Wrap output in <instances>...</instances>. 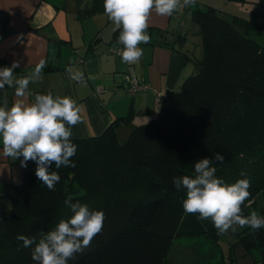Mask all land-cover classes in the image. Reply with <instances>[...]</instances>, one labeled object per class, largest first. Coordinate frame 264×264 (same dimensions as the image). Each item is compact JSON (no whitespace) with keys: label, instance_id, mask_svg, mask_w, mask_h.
Masks as SVG:
<instances>
[{"label":"trees","instance_id":"1","mask_svg":"<svg viewBox=\"0 0 264 264\" xmlns=\"http://www.w3.org/2000/svg\"><path fill=\"white\" fill-rule=\"evenodd\" d=\"M235 1L264 10V0ZM252 19L239 26L244 33L260 34L263 24L259 16L255 14ZM193 20L199 26L205 55L195 63V71L183 89L165 94L159 115L148 124L132 127L123 146L116 132L119 120L101 137L72 140L77 145V153L71 158L76 166L57 169L53 164L51 171L61 181L52 191L37 179L36 164L29 161L12 206L0 219V246L14 240L24 263L34 264L32 249L23 247L17 237H35L38 242L40 234L53 230L60 217L69 219L72 213L64 204L69 196L73 202L87 204L105 215L102 232L69 264H165L176 239L208 234L196 214L184 211L186 190L176 191L172 180L194 176L189 149L208 153L216 147L239 100L238 85L253 77L251 67L262 56L263 46L240 33L212 7L197 8ZM10 21V13L0 10V39ZM89 152L101 163L92 167L85 160ZM119 159L129 164L130 174H122ZM143 172L148 180L140 190L133 174ZM242 214L247 217L245 209ZM241 227L250 233H241L240 241L248 250H259L264 262V228ZM0 264H12V252L2 247Z\"/></svg>","mask_w":264,"mask_h":264},{"label":"crops","instance_id":"2","mask_svg":"<svg viewBox=\"0 0 264 264\" xmlns=\"http://www.w3.org/2000/svg\"><path fill=\"white\" fill-rule=\"evenodd\" d=\"M0 10L11 15L0 39V67L19 63L15 74L26 77L44 63L42 79L30 83L32 96L26 102L33 103L36 94L71 97L82 108V122L72 127L71 140L101 137L116 120L117 138L124 136L123 127L143 125L150 110L160 113L163 98L155 91L163 95L180 92L199 61L200 53L189 41L172 35L177 33L171 31L177 20L174 14L151 13L147 29L150 42L139 45L143 56L129 64L109 53L110 47L124 46L118 42L121 29H116L105 14L104 0H0ZM199 39L198 46H203ZM68 67L83 72L86 84L72 80ZM125 74L138 77L148 89L130 95L121 85ZM100 88L102 93H98ZM17 99L15 88H6L0 93V106L10 109ZM22 176L19 160L0 157L4 217ZM1 195L6 198L1 199Z\"/></svg>","mask_w":264,"mask_h":264},{"label":"clouds","instance_id":"3","mask_svg":"<svg viewBox=\"0 0 264 264\" xmlns=\"http://www.w3.org/2000/svg\"><path fill=\"white\" fill-rule=\"evenodd\" d=\"M194 3L195 0H104L105 14L116 29H121L118 42L124 46L122 61L132 64L143 56L144 50L139 45L150 42L147 29L153 11L160 16H171ZM18 67L19 63L0 67V93L6 88H15L18 98L10 109L0 106V157L19 160L23 168L29 166V161L34 162L37 179L52 191L61 181V177L51 171L53 164L57 169L76 166L71 159L77 153V145L71 140L72 127L82 122V108L71 97H54L51 93L36 94L34 102L27 103V98L32 96L29 85L42 79L44 63L26 77L15 74ZM66 72L72 80L86 84L83 72L72 67ZM224 160L222 154L215 153L211 158L194 163L193 177L173 178L176 191L186 190L184 211L198 214L202 221L210 219L218 234L236 231V226L253 230L264 228V217L255 211L247 217L242 214L241 205L250 196V178L229 185L216 176L217 168L213 164H222ZM64 204L70 209L71 217L60 220L53 230L42 232L38 242L35 237H17L23 247L32 249L34 264H69L102 232L105 220L102 211L73 202L70 196Z\"/></svg>","mask_w":264,"mask_h":264},{"label":"rangeland","instance_id":"4","mask_svg":"<svg viewBox=\"0 0 264 264\" xmlns=\"http://www.w3.org/2000/svg\"><path fill=\"white\" fill-rule=\"evenodd\" d=\"M205 5L216 9L228 20L229 24L263 48L260 49L259 53L262 52V56L251 67L253 77L247 83L243 82L238 85L239 100L234 106L228 122L221 130L216 147L208 153L194 152L189 149V160L194 168V163L197 160L211 158L215 153L222 154L225 157L224 163L213 164L217 168L216 176L229 185L240 179L250 178V196L241 205V208L246 210L247 216L254 211L261 216L264 214V10H257L254 4H243L235 0H195L194 4L174 12L177 20L174 23L175 29L171 31L177 33L172 35L177 37L179 34L181 40L189 41L190 45L193 46L192 49L200 53L197 55L198 60H203L205 54L203 46H198L201 44L199 39L201 35L198 34V27L193 22V12L199 7L206 8ZM255 14L259 16L260 23L263 24L260 34L255 32L244 33L239 23L253 20ZM118 47L120 46L110 48L118 49ZM158 114V109H155L154 112L150 110L142 121L143 125L155 119ZM126 127H123L124 136L118 137V142L122 146L128 142L132 132V125ZM88 154L90 155L85 157V160L90 161L92 167L101 163L95 154L91 152ZM117 166L120 170L122 169V174H130L127 172L129 164L125 160H117ZM81 170L85 172L84 167ZM86 171L88 172V169ZM241 173H245L246 176H242ZM133 180L139 185L140 190H144L148 175L144 172L143 175L134 173ZM26 193L29 194V190ZM2 194L5 195L3 192ZM5 198L6 196L1 195V199ZM185 199L186 196H184ZM4 207L5 205L0 200V219L5 216L3 214L6 210L3 209ZM196 216L198 218V214ZM65 218L60 217L57 222L59 223L62 219L66 220ZM199 221L205 225L208 234L176 239L165 264H264L259 250H248L240 241L239 235L241 233H245V235L250 233L246 227L236 226V231L229 230L225 234H218L210 219L203 221L199 219ZM55 224L57 225L56 222ZM1 247L3 251L12 252V264H25L14 240L6 241Z\"/></svg>","mask_w":264,"mask_h":264},{"label":"built area","instance_id":"5","mask_svg":"<svg viewBox=\"0 0 264 264\" xmlns=\"http://www.w3.org/2000/svg\"><path fill=\"white\" fill-rule=\"evenodd\" d=\"M124 48L123 47H118V49L110 48L109 53L111 54H117L118 56H122ZM122 87L126 88L127 91L130 93V95L135 96L139 92L144 91L148 89L147 85L143 83L138 77L136 76H131L128 74H125L122 76ZM98 93H102L104 91L103 88L98 89ZM156 94H159L160 98L164 97L163 93H158L155 91Z\"/></svg>","mask_w":264,"mask_h":264},{"label":"water","instance_id":"6","mask_svg":"<svg viewBox=\"0 0 264 264\" xmlns=\"http://www.w3.org/2000/svg\"><path fill=\"white\" fill-rule=\"evenodd\" d=\"M64 178H67V175H64Z\"/></svg>","mask_w":264,"mask_h":264}]
</instances>
